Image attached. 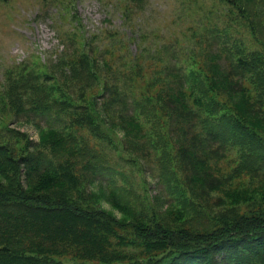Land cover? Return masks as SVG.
Instances as JSON below:
<instances>
[{"label":"rangeland","instance_id":"obj_1","mask_svg":"<svg viewBox=\"0 0 264 264\" xmlns=\"http://www.w3.org/2000/svg\"><path fill=\"white\" fill-rule=\"evenodd\" d=\"M218 53L232 60L264 54V0H0V144H9L17 160L27 151L40 150L48 163L63 162L66 155L61 151L55 157L51 147L41 145V137L55 132L62 143L71 133V148L84 153L76 164L88 191L107 197L117 193L136 211L176 224L180 222L174 210H185L178 211L185 227L201 228L207 222L196 216L192 203L197 209L204 206L203 212L209 205L221 211L225 206L218 198L227 196L231 187L214 192L206 203L187 187L188 202L180 206L184 198L173 182L183 189L187 172L166 118L161 113L156 120L140 118L149 122L138 139L124 129L128 118L122 108L153 97L167 84L173 86L179 75L186 78L191 70L207 80L212 76L208 56ZM84 58L95 66L91 74L81 70ZM223 64L225 60L217 63ZM243 83L251 89L254 105L259 93L248 81ZM60 97H70L80 108L68 113ZM220 100L228 103L225 112L237 113L239 99L231 101L224 92ZM39 106L50 107L49 112L40 115ZM259 106L257 102L256 109ZM85 110L99 130L72 124ZM239 161L235 148L211 163L228 176ZM235 180L239 185L248 177ZM99 200L100 208L127 222L106 198Z\"/></svg>","mask_w":264,"mask_h":264},{"label":"trees","instance_id":"obj_2","mask_svg":"<svg viewBox=\"0 0 264 264\" xmlns=\"http://www.w3.org/2000/svg\"><path fill=\"white\" fill-rule=\"evenodd\" d=\"M240 56L232 60L210 54L212 76L207 80L191 70L186 78L179 75L173 86L167 84L153 97L122 108L128 118L124 129L138 139L149 122L140 118L156 120L161 118L158 113L166 118L187 172L183 189L180 182H173L180 189L177 195L184 198L180 206L188 202L187 187L195 199L206 203L205 198L219 189L238 186L218 198L225 206L221 211L209 205L203 212L204 206L197 209L190 204L207 225L186 228L178 212L185 210H174L180 222L176 224L155 213L136 211L117 193L107 197L88 191L76 164L84 153L70 145L75 137L66 133L61 143L55 132L43 131L41 145L51 147L55 157L62 151L66 160L48 163L40 150L27 151L17 160L9 144H0V264H264V54ZM219 60H225L224 67L217 65ZM83 64L82 71L95 69L87 58ZM243 81L259 93L257 109ZM224 92L231 101L239 99L237 113L225 112L228 103L220 100ZM60 98L68 113L80 108L70 103V97ZM49 108L39 106V114H47ZM87 111L76 114L72 124L99 130ZM235 148L240 161L230 175L222 176L211 161ZM244 175L247 183L234 185ZM100 197L119 209L127 222L100 208Z\"/></svg>","mask_w":264,"mask_h":264}]
</instances>
